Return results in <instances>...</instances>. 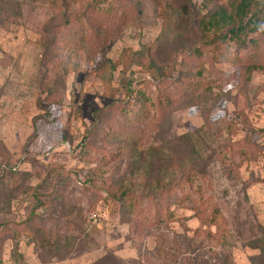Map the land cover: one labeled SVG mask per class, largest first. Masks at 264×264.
Listing matches in <instances>:
<instances>
[{
    "label": "rangeland",
    "instance_id": "374dc122",
    "mask_svg": "<svg viewBox=\"0 0 264 264\" xmlns=\"http://www.w3.org/2000/svg\"><path fill=\"white\" fill-rule=\"evenodd\" d=\"M237 2L0 0V264H264V0L210 24Z\"/></svg>",
    "mask_w": 264,
    "mask_h": 264
},
{
    "label": "trees",
    "instance_id": "16d2710c",
    "mask_svg": "<svg viewBox=\"0 0 264 264\" xmlns=\"http://www.w3.org/2000/svg\"><path fill=\"white\" fill-rule=\"evenodd\" d=\"M255 4H257L256 0H238L231 10H227L224 7H219L214 11L210 24L212 27L227 25V32H229L230 37L238 38V33L244 31L246 27L250 25H258V22L252 18L254 14L252 15L251 13ZM108 7L112 9L113 4L110 3ZM128 190L129 188H124L121 191L122 194L126 196V198L123 197V195L120 197L115 189H113L109 195L114 199H119L121 205L123 204V201L128 203V200H130L131 204H134L135 201L127 196ZM129 207L132 209V205Z\"/></svg>",
    "mask_w": 264,
    "mask_h": 264
}]
</instances>
